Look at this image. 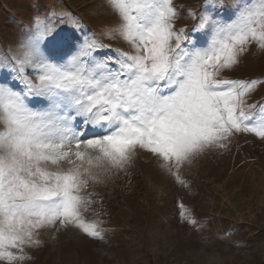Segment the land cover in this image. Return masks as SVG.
Here are the masks:
<instances>
[{
    "label": "snow or ice",
    "instance_id": "snow-or-ice-1",
    "mask_svg": "<svg viewBox=\"0 0 264 264\" xmlns=\"http://www.w3.org/2000/svg\"><path fill=\"white\" fill-rule=\"evenodd\" d=\"M101 7L111 16L102 34L127 50L91 30H54L45 7L0 60L10 78L0 81V264H26L45 230L103 241L95 186L127 174L141 151L190 188L185 165L228 150L237 136L264 142V76L229 75L251 48L264 52V0H202L198 9L101 0ZM185 18L190 23L178 27ZM178 206L181 221L196 227L193 210ZM90 211L97 219L86 217Z\"/></svg>",
    "mask_w": 264,
    "mask_h": 264
},
{
    "label": "rangeland",
    "instance_id": "rangeland-1",
    "mask_svg": "<svg viewBox=\"0 0 264 264\" xmlns=\"http://www.w3.org/2000/svg\"><path fill=\"white\" fill-rule=\"evenodd\" d=\"M176 2L198 9L202 0ZM45 7L54 30L78 35L91 30L101 42L127 50L118 37L102 34L111 16L101 0H0V60L12 55L16 42L31 31L29 20ZM230 14L229 8L224 18ZM200 39L205 43L208 37ZM229 75L264 76V52L251 48ZM9 79L0 70V81ZM182 171L190 188L174 184L157 161L139 152L127 174L110 175L95 186L102 209L95 207L108 229L103 241L76 230H45L26 264H264V142L237 136L228 150L209 151ZM181 202L193 210L196 227L181 221ZM86 217L97 219L91 211Z\"/></svg>",
    "mask_w": 264,
    "mask_h": 264
}]
</instances>
